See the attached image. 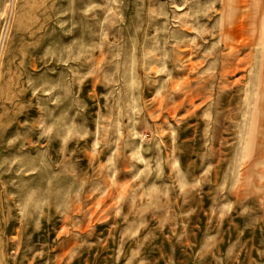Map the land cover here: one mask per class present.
<instances>
[{
  "label": "rangeland",
  "instance_id": "obj_1",
  "mask_svg": "<svg viewBox=\"0 0 264 264\" xmlns=\"http://www.w3.org/2000/svg\"><path fill=\"white\" fill-rule=\"evenodd\" d=\"M0 264H264V0H0Z\"/></svg>",
  "mask_w": 264,
  "mask_h": 264
}]
</instances>
